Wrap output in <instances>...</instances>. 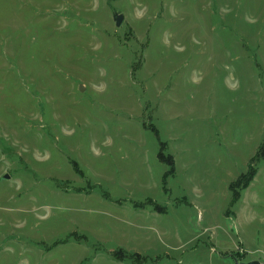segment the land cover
<instances>
[{
	"label": "rangeland",
	"instance_id": "rangeland-1",
	"mask_svg": "<svg viewBox=\"0 0 264 264\" xmlns=\"http://www.w3.org/2000/svg\"><path fill=\"white\" fill-rule=\"evenodd\" d=\"M235 259L264 264V0H0V264Z\"/></svg>",
	"mask_w": 264,
	"mask_h": 264
},
{
	"label": "water",
	"instance_id": "water-1",
	"mask_svg": "<svg viewBox=\"0 0 264 264\" xmlns=\"http://www.w3.org/2000/svg\"><path fill=\"white\" fill-rule=\"evenodd\" d=\"M122 19H123V16L121 14H118V13H113V20L115 22V26L116 27H119V25L121 24L122 22ZM83 88V87H81ZM3 179H8V176H5ZM235 261V264H263L257 260H254V261H249V262H238L236 259L234 260Z\"/></svg>",
	"mask_w": 264,
	"mask_h": 264
}]
</instances>
